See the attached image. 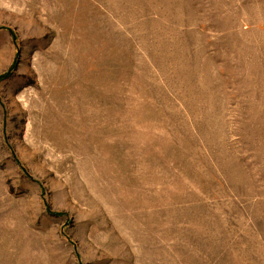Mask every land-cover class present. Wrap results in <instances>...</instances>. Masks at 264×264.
Segmentation results:
<instances>
[{"label":"rangeland","instance_id":"374dc122","mask_svg":"<svg viewBox=\"0 0 264 264\" xmlns=\"http://www.w3.org/2000/svg\"><path fill=\"white\" fill-rule=\"evenodd\" d=\"M0 264H264V0H0Z\"/></svg>","mask_w":264,"mask_h":264}]
</instances>
